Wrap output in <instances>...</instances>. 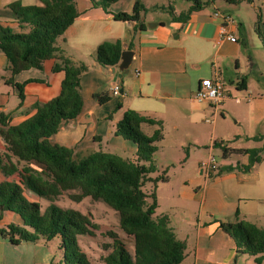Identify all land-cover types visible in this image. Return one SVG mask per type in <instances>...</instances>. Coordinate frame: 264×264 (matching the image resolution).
Here are the masks:
<instances>
[{
  "label": "crops",
  "instance_id": "0c3cea01",
  "mask_svg": "<svg viewBox=\"0 0 264 264\" xmlns=\"http://www.w3.org/2000/svg\"><path fill=\"white\" fill-rule=\"evenodd\" d=\"M14 1L23 5L39 2L0 0V26L16 32H26L29 25L21 23L9 12L8 5ZM137 1L146 10L140 12L139 18L146 25L144 29H134V21L129 23L113 18L112 13H131ZM176 1L116 0L110 5L112 13H108L100 7H93L91 0H75L79 15L58 37L57 45L74 63H84L87 66V70L80 75L83 105L74 119L59 125L57 132L50 137L52 142L71 148L80 155L98 149L104 151L103 148H106L110 153L133 158L136 144L115 134L116 123L124 110L132 109L141 115L162 121L165 116H171V112L176 110L173 107L178 105L191 114L197 108L206 109L209 103L198 102L193 98L199 81L218 73L224 83L231 82L232 77L226 79L222 76L221 67L234 61L235 73L237 70L240 72L241 46L248 43L256 47L263 46L252 16L248 22L231 17L235 5H241L246 0L237 3L212 0L207 8L203 6L192 11L185 21L172 19L186 10H177ZM251 4L255 8L252 2ZM190 5L191 3L186 4L188 7ZM215 10L230 17L228 27L237 37L236 42L218 41L221 20L213 15ZM147 23L156 25L148 27ZM116 39L133 52L128 71L121 76L118 83L119 95L111 93L115 74L120 72L117 68L119 63L103 67L94 59L96 48L101 42ZM58 62L56 57L47 58L42 61L40 68L23 70L13 76L14 82L23 83V99L20 102L18 89L8 83L10 73L6 69V56L0 53V118L5 117V121L11 125L19 124L35 113L36 104L58 95L64 78L62 69L54 70ZM111 68H115L114 74L111 73ZM262 77L264 79L263 75ZM241 84L236 87L240 88ZM9 87L12 89L11 102L7 89ZM248 87L250 85L245 80V88L242 90ZM103 95L109 98L100 102L99 97ZM118 103H121V108L116 109ZM140 129L147 136H151L157 127L155 123H142ZM252 136L245 137L247 142H259L253 147H261L263 140L248 139ZM211 151V148H205V157ZM4 153L5 146L0 138V158L6 161ZM238 155L242 156V161L231 160L229 155L226 158L227 164L248 163L247 154ZM257 156L258 159L249 170L235 168L215 173L205 179L199 168V177L183 178L175 184L177 188L175 191L171 190L170 201L161 214L168 216L169 226L176 238L185 242V255L180 264H239L241 261L244 264L251 263L248 254L237 253L233 238L222 230L220 222L233 221L237 211L241 219L264 228V150ZM12 160L15 162L14 158ZM18 166L19 170L23 166L41 169L34 163H19ZM4 179L18 182L20 176L17 172L5 176L0 170V181ZM163 183L171 185V180L168 178ZM155 193L157 202H160L157 188ZM24 195L30 201L39 200L31 191H24ZM9 224L22 225V219L14 212L4 211L0 215V229H6ZM80 236L82 235L78 237ZM50 241L39 238L35 241L13 243L9 236L0 233V264H65L59 243L53 247ZM263 263L264 259L259 264ZM99 264L105 263L102 260Z\"/></svg>",
  "mask_w": 264,
  "mask_h": 264
},
{
  "label": "trees",
  "instance_id": "16d2710c",
  "mask_svg": "<svg viewBox=\"0 0 264 264\" xmlns=\"http://www.w3.org/2000/svg\"><path fill=\"white\" fill-rule=\"evenodd\" d=\"M37 1L39 4L23 5L14 1L8 5L14 18L29 25L28 31L16 32L0 26V53L7 59L8 83L18 89L21 102L23 83L14 82L13 76L23 70L40 68L42 61L51 57L58 58L54 70L62 69L64 78L60 93L36 104V111L29 118L16 125L8 124L5 117L0 118V138L5 146L6 158V161L0 158V170L5 176L15 172L20 176L18 182L0 181V215L11 211L22 219V225L9 224L6 229H0V233L9 236L13 243L39 238L48 241L57 237L65 264H90L77 238L79 235L94 236L98 229L96 224L78 211L62 210L54 204L64 193L75 201L90 197L117 211L120 231L133 240V249L129 252L116 231L106 230L104 235L110 237L111 242L102 244L105 250H109L102 257L105 264H180L185 255V242L176 238L166 214L153 216L157 208L156 185L168 180L165 170L160 175L150 176L157 170L153 163L157 150L154 143L161 138V131L157 128L151 136H147L140 129L142 123L160 121L132 109L124 110L116 123L115 134L136 144L133 158L101 150L80 155L50 140L62 122L72 120L80 113L83 105L80 75L87 70V66L74 63L57 45L58 37L79 15L75 0ZM114 1L91 0L93 7H100L108 13H112L110 5ZM188 1L192 4L172 19L185 21L192 11L212 3V0ZM225 1L237 3L240 0ZM141 11L146 10L137 1L131 13L112 14L115 20L129 23L138 20L133 24L134 29H144L146 25L139 19ZM256 32L264 46V21H257ZM122 50L118 39L103 41L97 46L94 59L103 67L115 66L120 62ZM245 80L242 78L240 89L245 88ZM108 98L103 95L99 100L105 102ZM119 108L121 103L116 105V109ZM248 139L263 140V144L261 147L232 149L222 141L217 143L222 147L224 158L232 153L248 155L246 165L239 162L227 164L220 167L218 174L235 168L250 169L258 159L257 155L264 150V135ZM19 163H34L41 169L23 166L19 170ZM147 182L152 183L153 191L150 193L143 190ZM27 190L49 201L43 212L39 202L25 197L24 191ZM220 227L233 238L238 254L254 256L257 263L264 259V228L241 219L237 211L233 221H221Z\"/></svg>",
  "mask_w": 264,
  "mask_h": 264
},
{
  "label": "rangeland",
  "instance_id": "374dc122",
  "mask_svg": "<svg viewBox=\"0 0 264 264\" xmlns=\"http://www.w3.org/2000/svg\"><path fill=\"white\" fill-rule=\"evenodd\" d=\"M251 2L255 8L252 7ZM190 3L192 4L191 1L177 0L175 8L177 10L187 9L186 4L189 5ZM235 6L231 14L233 19L248 22L250 21L249 17L252 16L254 23H257L259 19L264 21V0H246L241 5ZM204 7L207 8V5ZM241 48L240 72L237 70L235 73L234 61L225 67H221L222 76L226 79L232 77L233 80L225 82V90L229 96L217 106L214 122H211L214 107L207 102L210 105L206 109L197 108L192 114L183 110L181 105L173 107L176 110L171 112V116H165V120H158L160 122L155 123L161 131V138L154 143L157 150L153 156V163L157 166V170L150 175L155 177L165 170L166 173L164 174L171 180V185H163L162 181L158 182L156 188L160 202H157L159 205L153 215L154 217L163 213L165 205H168L167 202L170 201L171 190L175 191L177 188L175 184L181 182L183 178L199 177V161L205 157V148H211V153L217 160H220L226 159L222 155V147L217 146L220 141L232 149L253 147L259 144L256 141L247 142L245 137L264 134V79L262 77V75L264 76V47L261 45L256 47L254 44L248 43L242 45ZM244 63L247 65L244 66ZM242 78H246L250 85L246 90L236 87L241 84ZM7 89H9L11 102L13 100L12 89L10 87ZM248 95L251 97L250 100L246 99ZM235 97H240L241 100L237 101ZM103 150L109 151L106 148ZM230 155L231 160L242 161L241 155L234 153ZM143 190L147 193L153 191L152 183L147 182L143 186ZM37 201L41 205V212H43L49 201L40 197ZM54 204L62 210L78 211L96 224L98 229L94 236L82 235L77 238L79 247L86 254L91 264L101 263L102 256L100 255L108 253L102 247L103 243L111 242V238L104 235L108 229L118 232L128 251L132 252L133 240L120 231L117 211L103 201L94 200L90 197L75 201L63 194L54 201ZM58 243L57 237L50 241L53 247H56ZM247 256L252 260L250 264H259L254 261V256ZM239 264H244V261L239 262Z\"/></svg>",
  "mask_w": 264,
  "mask_h": 264
},
{
  "label": "built area",
  "instance_id": "2783aa9c",
  "mask_svg": "<svg viewBox=\"0 0 264 264\" xmlns=\"http://www.w3.org/2000/svg\"><path fill=\"white\" fill-rule=\"evenodd\" d=\"M213 15L221 20L218 26V41L228 40L230 42H236L237 37L229 29L228 25L231 21L230 17L225 13L215 10ZM111 93L113 95H119L120 87L118 83H113L111 86ZM229 95L225 90V83L221 79L220 75L216 73L213 77L202 78L199 81L198 87L193 95V98L198 102H209L214 107L213 119L214 122L217 112V106L223 102ZM237 101H240V97H235ZM247 100L250 99L248 95ZM227 165L226 159L217 160L216 157L209 152L204 159L199 163L201 174L205 179L210 178L213 174L218 173L221 166Z\"/></svg>",
  "mask_w": 264,
  "mask_h": 264
},
{
  "label": "water",
  "instance_id": "95a60500",
  "mask_svg": "<svg viewBox=\"0 0 264 264\" xmlns=\"http://www.w3.org/2000/svg\"><path fill=\"white\" fill-rule=\"evenodd\" d=\"M137 21L138 20H134V23H137ZM155 25H156V23H147L148 27H152ZM122 47H123V50L121 51L120 62L117 66V68L120 72L115 74V77L113 80L114 83H119L121 76L128 71V66L131 62L132 55H133V52L131 50H129L126 45L122 44ZM114 69L115 68H111L112 74H114Z\"/></svg>",
  "mask_w": 264,
  "mask_h": 264
}]
</instances>
